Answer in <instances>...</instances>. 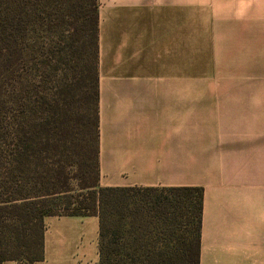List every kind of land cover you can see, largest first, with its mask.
I'll return each mask as SVG.
<instances>
[{
	"label": "crops",
	"instance_id": "obj_1",
	"mask_svg": "<svg viewBox=\"0 0 264 264\" xmlns=\"http://www.w3.org/2000/svg\"><path fill=\"white\" fill-rule=\"evenodd\" d=\"M197 17L252 32L253 86L235 110L179 86L180 32ZM99 44L100 184L202 186L200 264H264V0H99ZM45 224L30 264H98V216Z\"/></svg>",
	"mask_w": 264,
	"mask_h": 264
},
{
	"label": "trees",
	"instance_id": "obj_2",
	"mask_svg": "<svg viewBox=\"0 0 264 264\" xmlns=\"http://www.w3.org/2000/svg\"><path fill=\"white\" fill-rule=\"evenodd\" d=\"M99 0H0V264L96 215L98 264H200L204 188L100 184Z\"/></svg>",
	"mask_w": 264,
	"mask_h": 264
},
{
	"label": "rangeland",
	"instance_id": "obj_3",
	"mask_svg": "<svg viewBox=\"0 0 264 264\" xmlns=\"http://www.w3.org/2000/svg\"><path fill=\"white\" fill-rule=\"evenodd\" d=\"M202 19L197 17L195 30L180 32L179 86L209 94L203 97L211 99L213 111L222 110L225 104L235 110L236 99L242 97L237 94H250L253 86L252 32Z\"/></svg>",
	"mask_w": 264,
	"mask_h": 264
}]
</instances>
